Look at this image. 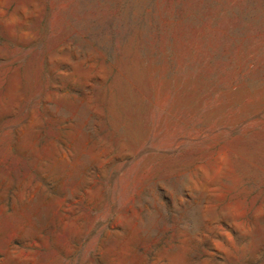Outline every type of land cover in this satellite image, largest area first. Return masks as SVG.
<instances>
[{"label":"rangeland","instance_id":"374dc122","mask_svg":"<svg viewBox=\"0 0 264 264\" xmlns=\"http://www.w3.org/2000/svg\"><path fill=\"white\" fill-rule=\"evenodd\" d=\"M0 264H264V0H0Z\"/></svg>","mask_w":264,"mask_h":264}]
</instances>
